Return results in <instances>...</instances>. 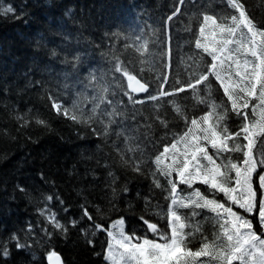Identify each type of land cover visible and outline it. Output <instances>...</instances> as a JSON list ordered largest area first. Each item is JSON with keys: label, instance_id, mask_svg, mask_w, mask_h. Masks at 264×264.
I'll use <instances>...</instances> for the list:
<instances>
[{"label": "snow or ice", "instance_id": "1", "mask_svg": "<svg viewBox=\"0 0 264 264\" xmlns=\"http://www.w3.org/2000/svg\"><path fill=\"white\" fill-rule=\"evenodd\" d=\"M185 4L197 7L196 0H176L150 34V25L106 32L108 43L93 45L106 67L90 62L92 53L80 49L79 39L71 46L59 22L60 44L49 47L44 35L34 37V53L44 50L62 70L41 69L34 57L17 95L38 92L49 116L69 122L85 144L83 162L95 163L85 168V177L102 182L103 196L97 204L88 189H78L79 213L73 215L55 181L41 172L53 190L40 193L35 221L0 233V264H65L55 245L74 231L92 248L97 233L105 234L107 264H264V15L258 19L247 0H224V12L200 5L192 13L195 26L186 28L191 55L174 66L170 25L185 16ZM28 7L0 0V19L27 26ZM72 11L63 16L72 18ZM117 41L122 52L147 53L140 62L159 74L148 78L134 60H121ZM9 91L0 89V95ZM143 105H151L147 115L138 107ZM0 111L17 134L53 130L49 118L27 103L0 102ZM178 122L182 132L172 130ZM0 137L18 138L6 125ZM92 141L98 143L89 154ZM138 180L147 182V191L128 199ZM15 190L31 199L25 186ZM137 204L140 234L127 228L123 214Z\"/></svg>", "mask_w": 264, "mask_h": 264}, {"label": "trees", "instance_id": "2", "mask_svg": "<svg viewBox=\"0 0 264 264\" xmlns=\"http://www.w3.org/2000/svg\"><path fill=\"white\" fill-rule=\"evenodd\" d=\"M3 2L14 6L27 2L29 5L27 11L32 15L28 18L27 26L12 19H0V89H10L6 96L0 95V102L9 105L27 103L36 107L49 118L53 130L48 132L34 128L27 133L22 131L17 134L15 126L8 121L7 114L0 111V126L6 125L12 134L18 137L15 141L0 137V233H3L4 229L15 230L22 227L26 221L37 219L36 208L42 203L40 193L53 190L40 179L41 172L47 180L55 181L56 189L67 204L72 206L73 215L79 213L80 198L76 195L78 189H88L91 192L90 199L97 204H101L103 196L102 182L94 184L91 175L85 177V168H95V163L83 162L85 144L75 135L74 128L69 122L49 116L43 106L45 102L38 98V92H29L22 97L17 95V91L25 86V74L34 66V57L38 56L41 69L47 65L55 72L62 70V66L57 61L48 59L44 50L39 54L34 53V37L42 34L47 38L49 47H55L62 42V37L56 34L57 22H59L63 24L62 31L70 34L71 46H76L79 39L80 49L87 48L92 53L90 62L106 67L99 51L93 50L95 44L108 43L104 37L106 32L115 30L114 26L127 29L128 26L143 28L144 25H150L151 27L147 29L150 34L152 28H159L164 18L171 14L176 0H3ZM247 3L258 19L264 15V0H247ZM196 5L197 7H192L191 4H185L182 7L185 16L171 22L174 66L180 64L181 59L186 60L187 56L191 55L187 44L191 36L186 32V28L195 26L192 13L196 12L200 5L214 8L216 12L225 11L224 0H196ZM68 8L73 10L72 18L63 16V12ZM189 21L192 23L189 24ZM89 41L91 43H88ZM120 48L117 41L115 54L121 60H134L136 69L143 75L153 78L159 74V69L152 71L148 63L140 62L148 59L147 53L141 56L134 48L124 52ZM101 50L107 51V49ZM149 50L157 51L151 47V44ZM35 78L40 79L41 73H36ZM44 78H48L46 73ZM138 107L147 115L151 105ZM172 130L182 132L183 124L178 122V126L173 127ZM26 135L31 136L38 143L29 142L25 139ZM96 143L98 141H92L87 145L89 154L95 151ZM107 151L109 149L106 148L105 152ZM74 167L78 170V174L70 176L69 173ZM96 175L103 177L100 171ZM17 184L28 189L31 199L15 190ZM131 187L133 191L128 199H131L137 190L146 192L148 184L138 180ZM120 207L126 209L124 203H121ZM141 207L142 205L137 204L133 211L123 213L126 215L127 228L138 234L142 232L138 221ZM153 222H156L155 218ZM160 223L163 227V222ZM209 230H211L210 225ZM106 240L105 234L97 233L95 247L92 248L87 246L83 238L74 231L67 241L59 240L55 247L65 264H107L103 258ZM37 257L40 258V252H37Z\"/></svg>", "mask_w": 264, "mask_h": 264}]
</instances>
